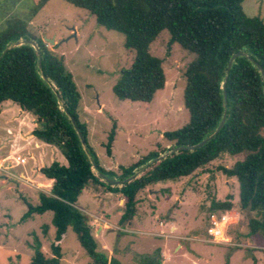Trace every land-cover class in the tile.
I'll return each instance as SVG.
<instances>
[{
  "label": "trees",
  "instance_id": "obj_1",
  "mask_svg": "<svg viewBox=\"0 0 264 264\" xmlns=\"http://www.w3.org/2000/svg\"><path fill=\"white\" fill-rule=\"evenodd\" d=\"M88 11L98 25L124 35L123 45L134 52L128 68L120 71L112 87L120 99L150 102L163 89L165 75L162 59L153 55L150 44L158 34L167 30L169 45L177 43L194 57L185 68L183 103L188 111V122L163 137L171 142L168 149L151 151L128 167L121 166L120 174L107 171L98 162L89 144L88 130L79 118L80 93L72 74L65 67L62 56L56 55L40 38L32 35L27 23L48 0H37L28 20L14 13L0 11V54L3 49L21 38H31L40 47L41 71L38 53L28 44L8 50L0 59V104L5 100L16 103L20 109L35 118L32 135L58 147L67 164L53 161L40 172L53 180L50 192L39 193L36 205L27 204L22 219L31 214L52 212L54 240L61 241L68 228L94 264H122L117 258H108L97 251L89 217L75 203L90 183L105 186L108 192L124 196V209L119 223L132 220L136 212L138 193L150 184L189 176L205 167L221 154L246 153L244 159L232 167H218L224 175L235 177L239 183V202L243 209L259 214L249 220V233L264 237V85L258 69L246 57H237L226 73L230 57L243 50L264 69V20L248 16L243 10L244 0H65ZM46 76V82L41 73ZM227 116L222 129L203 147L192 151L180 150L151 164L138 177L122 186H110L94 172L82 148L79 136L69 117L61 108L56 94L81 129L98 168L113 178H125L145 164L179 145H193L210 135L217 127L223 111L222 82L225 75ZM54 86L55 89L52 88ZM115 124L110 130L106 152L111 154ZM232 196L224 201H212L209 210H229ZM53 256H47L36 240L34 254L28 264H60V247L51 245ZM144 264H161L144 258Z\"/></svg>",
  "mask_w": 264,
  "mask_h": 264
},
{
  "label": "rangeland",
  "instance_id": "obj_2",
  "mask_svg": "<svg viewBox=\"0 0 264 264\" xmlns=\"http://www.w3.org/2000/svg\"><path fill=\"white\" fill-rule=\"evenodd\" d=\"M36 2L0 0V11L1 14L14 13L15 17L28 20ZM242 6L248 16L264 20V0H244ZM27 28L56 55L63 57L65 67L72 74L80 93V120L87 126L89 144L102 168L120 174L121 166L128 167L151 151L160 152L171 147L172 143L163 137V133L181 128L189 120L183 103L184 71L194 56L177 43L169 45L167 30L161 31L149 47L153 55L162 59L165 84L150 102L145 103L120 99L113 93L112 87L120 71L129 67L134 52L124 47L123 34L98 25L94 16L85 9L65 0H48L30 18ZM5 103L12 106V113L7 116L19 114L14 103ZM6 105L3 104L0 109H5ZM113 124L115 137L108 155L105 145ZM8 134L2 119L0 157L9 153L8 144H5L9 140ZM44 149L47 154L42 156L41 162L36 156L28 160L29 165L37 160V164H33L36 170L31 174V181H21L16 166L0 172V175H9L0 176V264H28L34 254L36 240L47 256H53L51 245L57 243L61 252L60 264H94L71 228L67 229L61 241L54 240L51 211L33 213L22 219L28 209L27 204L36 205L40 192L49 193L44 185L37 187V183H43L35 180L39 173L37 167L49 165L56 159L54 149L66 163L58 147L46 146L38 152H45ZM16 153L29 155L27 149H19ZM245 155L244 152L238 155L224 153L189 176L148 185L138 194L140 221L135 217L136 225L126 226L127 232L116 229L120 225L119 211L124 209V206L120 208V196L108 193L105 186L88 184L78 196L75 206L90 217L93 233L104 219L108 221L109 229L103 228L95 236L97 251L106 256L117 252L115 256L119 255L123 264H144L145 257L162 262L158 247L164 242H167L164 255L171 259L164 264H264V237L250 234L248 226L249 220L258 218L259 214L241 208L237 179L218 170L220 166L232 167ZM2 179H6L5 182H1ZM37 180L42 181V178ZM2 183L5 185L2 186ZM46 185L50 187L47 182ZM227 195L232 196L233 204L227 210L226 234L230 242L223 245L209 243L206 234L209 213L226 212L219 209L210 211L211 202L224 201ZM154 211L166 222V232L170 231L172 222L178 224V230L174 232L179 233L178 239L154 238L136 232L158 231L154 227Z\"/></svg>",
  "mask_w": 264,
  "mask_h": 264
},
{
  "label": "crops",
  "instance_id": "obj_3",
  "mask_svg": "<svg viewBox=\"0 0 264 264\" xmlns=\"http://www.w3.org/2000/svg\"><path fill=\"white\" fill-rule=\"evenodd\" d=\"M6 101H11V100H5V101H3L0 104V106H3V104L6 105V103H5ZM12 103H14V102H12ZM14 105H16V108L18 109V112H19L18 115L17 114H12V116L11 115L10 116H7L8 114H10V112L12 113V106L9 105V104H7L5 106L6 107L5 109H3V110L0 109V119H1L0 123L2 122V119H3L4 127L5 128L7 127V130H8V133H9L8 134V139L9 140H8L7 143H5L6 145L8 144V147H6V148L9 150V153L7 155L3 156V157H0V161L5 160V161H7L5 163L8 164L9 163L8 160H10L11 162H13L14 161V158L16 156H19L20 155L21 157L26 158V162L24 164H22V165H16V168L19 170L18 174L20 173L19 175H21V179H24V180L25 179H28V181L29 180L31 181L32 180L31 179V174H32L33 171L36 170V169L34 170V168H33V164L35 165V163L37 162L36 157H38V161L40 160V162H41L42 156H46L45 154H47V152H46L47 150H45V149H44L45 152H38V150L41 149V148H43V147L46 148V146H53V145L47 144V143H45V142H43V141L35 138L32 135V130L34 129V127L36 125L35 124V118L29 112H26V111L20 109L19 106L16 103H14ZM4 115H5V117H3ZM14 148H17V150H19V149L20 150L27 149L29 151V155L28 156L27 155H21L19 153H16L15 154V152H17V150L13 151ZM54 152H55L54 154L57 155L56 159L60 160L58 162H60L61 164H64L63 163L64 162L63 157H62V159L59 158L61 155L58 153V151H56V149H54ZM33 153H34V155H33ZM33 156H36V157H34L35 158L34 160H36V162H34L31 165H29L30 163L28 162V160L29 159H33ZM56 159L53 160V161H57ZM53 161H51V162H53ZM51 162H49V163H51ZM65 164H67V161H66ZM43 166H45V165H41L40 167H37L38 170H39L38 171L39 173L35 176V180H36V182H43L44 183V184L43 183H37V184H39V185H37V187L38 186L39 187H43V186H40V185H44V188H48V190L50 192V189H51L52 184H53V180L45 177L40 172V168L43 167ZM10 170H12V168ZM0 176L1 177L2 176H5L6 177V176H9V175H0ZM37 178H42V181H38ZM3 180L4 179H2L1 182H3ZM5 180H4V182H5ZM46 182L48 183V185L50 187H48L47 185L45 186V183ZM3 185H5V183H2V186ZM108 193H110V192H108ZM111 193H113V192H111ZM113 194L114 195L116 194L117 197L120 196V198L118 197L119 198L118 200H119V203H120V208H122V206L124 204V196L121 193H113ZM150 200H153V199L150 198ZM138 205H139V202H138V195H137L136 212H135V215L133 216L132 220L129 221V222H127V223H125V224H120L119 223L120 225L116 226V229L121 230L123 232L125 230L127 232L128 229L126 228V226H132L134 224L136 225V222L134 221L135 217L138 218V220L140 221V212H139V209H138ZM122 212L123 211H119L120 216H121ZM153 220L156 221V224H154V227L155 228H158V231H147V230L141 231V230H138L136 232H138L139 234H144V235L152 236L154 238L163 237V238H174V239H178L180 237L179 236V233L174 234V232L178 230V228H177L178 224L177 223L172 222L171 223V226H170V229H169L170 231L169 232H166V229H164V227H166V225H165L166 222L163 221L162 219H160V217L157 215V213H155V211H154V214H153ZM89 223H90V217H89ZM140 223H142V222H140ZM90 225H91V223H90ZM108 226H109L108 221H106L104 219L102 221V223L99 225V227L95 228L96 232L95 233L92 232L93 235H94V237L98 233H100L103 228H108ZM179 246H180V244L179 245H176L175 248L177 249ZM158 250L160 252V256L162 257V262H161L162 264H164L165 262H170L171 261V259H170L169 256L165 257V255H164L165 254V251H167V242H164L163 245L159 246L158 247ZM115 254H118V253L117 252L116 253L110 252V255L107 256V257L108 258L115 257V258H117L122 263L121 257L119 255H116L115 256Z\"/></svg>",
  "mask_w": 264,
  "mask_h": 264
},
{
  "label": "water",
  "instance_id": "obj_4",
  "mask_svg": "<svg viewBox=\"0 0 264 264\" xmlns=\"http://www.w3.org/2000/svg\"><path fill=\"white\" fill-rule=\"evenodd\" d=\"M52 43H54L53 40H51ZM22 44H28V45H31L35 51L38 53V68L39 70L41 71V58H40V47L39 45L37 44V42L31 38H21V39H18L16 41H14L13 43H11L10 45L6 46L3 51L1 52L0 54V59L2 58V56L10 49L12 48H15L17 46H20ZM237 57H246L247 59H249L253 65L258 69L261 77H262V80H263V85H264V69L263 67L257 63L249 53L243 51V50H239L237 51L236 53H234L229 61H228V64H227V68H226V73L229 72V70L231 69L232 67V64L234 63L235 59ZM41 75H42V78L49 83V80L46 76H44L42 74V72H40ZM226 78H227V74L225 75L224 77V80L222 82V93H223V99H224V111H223V114H222V117L216 127V129L208 136H206L205 138H203L201 141H199L198 143L196 144H193V145H179V146H175L171 149H169L168 151L162 153V154H159L157 157L151 159V160H148L145 164H143L140 168H138L137 170H135L131 175L125 177V178H113V177H110L108 176L107 174H105L104 172H102L97 164H96V161L95 159L93 158L92 156V153L91 151L89 150L88 146H87V143L85 141V138H84V135L81 131V129L79 128L78 126V123L76 121V119L69 114L66 106L62 103V99L60 97L59 94H56L60 103H61V108L62 110L66 113V115L69 117L74 129L76 130L78 136H79V139H80V142H81V145H82V148L83 150L85 151L87 157L89 158V161L91 163V166L94 170V172L96 173V175L104 182H106L107 184H109L110 186H122L123 184L125 183H128L130 182L131 180H133L134 178L138 177L144 170H146L151 164L155 163V162H158L160 161L161 159L165 158L166 156L168 155H171L173 153H176L180 150H188V151H192V150H195V149H199L201 147H203L208 141H210L223 127L225 121H226V116H227V92H226ZM52 86V85H51ZM53 89L54 86H52Z\"/></svg>",
  "mask_w": 264,
  "mask_h": 264
},
{
  "label": "built area",
  "instance_id": "obj_5",
  "mask_svg": "<svg viewBox=\"0 0 264 264\" xmlns=\"http://www.w3.org/2000/svg\"><path fill=\"white\" fill-rule=\"evenodd\" d=\"M5 160L0 161V172H6L7 170H10L16 165H22L26 162V158L19 156H16L14 158V161L11 162L8 160V164H6ZM20 174V173H19ZM20 179H21V175ZM28 182V179H25ZM21 181H23L21 179ZM38 188H42L39 187ZM227 211L224 213H215L211 212L209 213L208 217V225L206 227V234H207V242L214 243V244H228L229 238L226 234V229L228 226V217H227Z\"/></svg>",
  "mask_w": 264,
  "mask_h": 264
}]
</instances>
